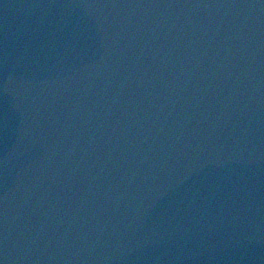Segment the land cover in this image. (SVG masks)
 <instances>
[{
	"label": "water",
	"instance_id": "1",
	"mask_svg": "<svg viewBox=\"0 0 264 264\" xmlns=\"http://www.w3.org/2000/svg\"><path fill=\"white\" fill-rule=\"evenodd\" d=\"M4 264H264V0H0Z\"/></svg>",
	"mask_w": 264,
	"mask_h": 264
},
{
	"label": "snow or ice",
	"instance_id": "2",
	"mask_svg": "<svg viewBox=\"0 0 264 264\" xmlns=\"http://www.w3.org/2000/svg\"><path fill=\"white\" fill-rule=\"evenodd\" d=\"M0 264H4V261H3V259H0Z\"/></svg>",
	"mask_w": 264,
	"mask_h": 264
}]
</instances>
